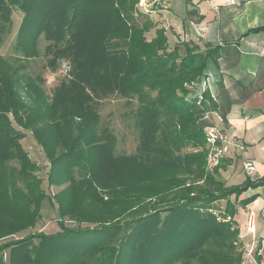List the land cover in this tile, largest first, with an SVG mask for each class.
Masks as SVG:
<instances>
[{
  "label": "trees",
  "instance_id": "trees-1",
  "mask_svg": "<svg viewBox=\"0 0 264 264\" xmlns=\"http://www.w3.org/2000/svg\"><path fill=\"white\" fill-rule=\"evenodd\" d=\"M138 5L139 0H0V44L18 12L15 54L37 57L43 38L47 67L56 71L64 63L70 72L47 102L34 98L0 56V241L35 229L47 198L57 205L61 227L54 235L42 233L38 245L29 235L0 246V264L243 263L233 220L236 205L264 180L248 177L227 187L218 176L225 160L213 171L206 168L201 120L216 104L197 86L208 61L218 59V49L201 51L189 43L171 47L166 30ZM22 92L32 97L28 107ZM110 97L130 109L138 134L133 155H118L117 135L101 126L97 106ZM22 130L35 137L52 164L49 185L71 181L55 198L42 187ZM75 171L80 179H74ZM96 188L111 198L99 197ZM147 199L154 214L138 216L131 237L117 245L119 228L81 227L102 222L84 215L94 202L111 212L116 205L136 206Z\"/></svg>",
  "mask_w": 264,
  "mask_h": 264
},
{
  "label": "crops",
  "instance_id": "crops-1",
  "mask_svg": "<svg viewBox=\"0 0 264 264\" xmlns=\"http://www.w3.org/2000/svg\"><path fill=\"white\" fill-rule=\"evenodd\" d=\"M149 18L164 28L171 47L197 45L201 51L217 48L197 86L209 92L216 109L201 125L217 127L244 151H231L218 176L227 187L243 184L248 176L244 163H256L252 182L264 180V0H150ZM148 36H155V30ZM254 197V200L243 205ZM234 221L240 231L242 264H255L246 253L254 248L257 264H264V184L243 193ZM252 219L255 232L248 231Z\"/></svg>",
  "mask_w": 264,
  "mask_h": 264
},
{
  "label": "rangeland",
  "instance_id": "rangeland-1",
  "mask_svg": "<svg viewBox=\"0 0 264 264\" xmlns=\"http://www.w3.org/2000/svg\"><path fill=\"white\" fill-rule=\"evenodd\" d=\"M147 6V9L141 10L146 16H149L152 12L150 0L149 2L147 1ZM21 22L22 16L16 12L13 16L12 32L7 35L0 44V56L7 59L14 72V78L21 79L22 84L24 86H28L30 90L29 92L34 96V98L43 96L47 102H51L54 90L63 79L69 77L70 72H66L64 69L65 67H68V65L62 63L60 68L56 71H52L47 67L48 59L45 53L47 42L43 38L38 44L39 55L37 57L27 59L23 55L15 54L13 47L16 42V34ZM150 38L151 36H148V39ZM26 93L28 92H22V97L24 98L26 107H28V105L31 104L32 97L29 99ZM97 110L101 115V126L111 128L117 135L118 143L116 153L118 155H133L138 147V134L135 130L133 120L130 117V109L127 107L125 101L118 97H110L99 103ZM22 132L26 134L25 139L22 141L23 147L29 153L33 162L39 166L40 170L39 173H37V176H39L42 180V187L45 192L51 196V198H55L58 194L70 187L71 181H66L63 184L49 185V177L52 173V164L49 161L48 156L41 149L35 137H33L30 132H25L23 130ZM89 178L90 175H87L86 179ZM74 179H80V176L76 171L74 172ZM96 189L100 195L99 197L104 200L111 198L107 190L103 191L101 188ZM93 199L97 203L99 202L97 200L98 197L94 196ZM218 204L220 208H225L226 206L225 201H221ZM143 207H147L145 210L146 212L140 214L139 209ZM164 207L166 206L163 205L159 207L158 210L160 211ZM91 208L92 210H90ZM85 210H87V212H84V215L89 214L93 219H97V217H99L102 222H94L93 224L83 223L81 227L119 228L117 232L118 234L115 235L118 236V240L113 241L115 242V245H117L120 240H125V238L129 236L131 237L133 228L137 226L136 220L138 216H142L144 218L150 211V213L154 214L156 208L153 207L152 202L147 199L146 202H141L136 206L116 205L114 210L111 212L107 209H105V211L101 210L100 205H96L95 202L91 206H88ZM66 218L70 220L73 219V217H70L69 215ZM58 220L59 213L57 205L55 203L53 204L47 198L43 202L41 219L37 222L35 229L27 230L20 235L3 239L0 241V246L10 243L12 240L18 241L20 238H28L29 235L34 238L33 241L35 245H38L41 242L39 237L42 233L46 235H54L61 231ZM67 226L75 227L76 225L69 223ZM112 233L115 232L113 231ZM9 252V250L4 251L3 255L5 259L9 258Z\"/></svg>",
  "mask_w": 264,
  "mask_h": 264
},
{
  "label": "built area",
  "instance_id": "built-area-1",
  "mask_svg": "<svg viewBox=\"0 0 264 264\" xmlns=\"http://www.w3.org/2000/svg\"><path fill=\"white\" fill-rule=\"evenodd\" d=\"M147 1L149 2V0H140L139 8L142 10L147 9ZM64 69L66 72L69 70L68 67H65ZM205 133L208 150L206 168L208 171H213L218 168L222 161L228 158L232 150L241 154L244 151V147L242 145L231 142L225 133L215 126L208 128ZM243 167L248 177H253L256 174V163L246 162ZM248 231L253 233L255 232L252 219L248 224ZM254 253V248H251L246 253V257L250 258L255 264H257Z\"/></svg>",
  "mask_w": 264,
  "mask_h": 264
}]
</instances>
